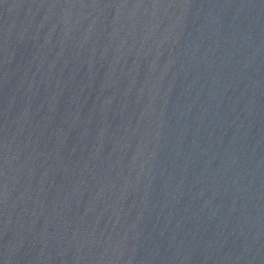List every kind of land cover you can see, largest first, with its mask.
Masks as SVG:
<instances>
[{
  "label": "water",
  "instance_id": "water-1",
  "mask_svg": "<svg viewBox=\"0 0 264 264\" xmlns=\"http://www.w3.org/2000/svg\"><path fill=\"white\" fill-rule=\"evenodd\" d=\"M0 264H264V0H0Z\"/></svg>",
  "mask_w": 264,
  "mask_h": 264
}]
</instances>
